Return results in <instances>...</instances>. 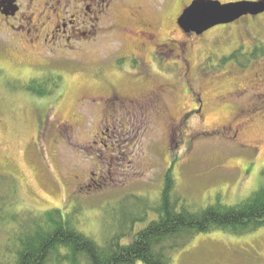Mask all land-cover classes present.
<instances>
[{"label":"rangeland","instance_id":"rangeland-1","mask_svg":"<svg viewBox=\"0 0 264 264\" xmlns=\"http://www.w3.org/2000/svg\"><path fill=\"white\" fill-rule=\"evenodd\" d=\"M187 2L124 1L113 7L117 26L138 30L132 8L139 5L142 19L158 24V41L173 37L182 44L170 46L174 51L162 56L161 66L151 61L150 44L138 48L143 39L122 29L110 33L101 27L95 38L66 47L54 38L39 39L31 19L15 22L22 32L0 21V196L14 191L2 200L10 203L0 222V264H12L9 244L19 223L11 220L14 214L22 221L59 208L99 245L122 232L119 241L126 244L158 219L169 169L178 209L199 210L218 200L237 204L262 186L264 47L252 62L250 54L239 58L241 65L220 62L240 47L249 53L264 46V15L196 36L183 29L180 18L175 22ZM107 19L102 26L109 25ZM132 52L151 61L157 74L135 68L125 57ZM51 75H61L59 91L42 97L28 91L35 79L52 81ZM163 84L158 109L107 101L115 92L137 97ZM196 93L204 100L201 113L191 112ZM106 115L114 116L109 127ZM171 260L264 264V226L240 235L198 233L172 250Z\"/></svg>","mask_w":264,"mask_h":264},{"label":"trees","instance_id":"trees-1","mask_svg":"<svg viewBox=\"0 0 264 264\" xmlns=\"http://www.w3.org/2000/svg\"><path fill=\"white\" fill-rule=\"evenodd\" d=\"M263 47L256 45L249 53H243L244 47H240L224 56L220 63L231 61L241 65L239 58L249 54L254 57L252 62L261 54ZM51 76L52 81L44 77L35 79V85L27 86L28 91L41 97L59 91L62 87L61 75ZM262 174L264 176V171ZM174 189L175 179L169 169L157 207L158 219L133 233L131 241L126 244L119 241L124 236L122 232L110 238L105 246L99 245L92 236L77 228L71 215L67 214V217L59 208L31 217L29 214L22 221L18 219L21 215L14 214L11 220L19 223L14 231L15 241L9 244L12 264H136L137 261L172 264L171 251L183 246L198 233L222 230L240 235L264 226V181L257 191L240 203L228 205L218 200L199 210L186 206L178 209V200L173 198ZM13 193L10 189L3 199L0 196V222L5 219L4 207L10 203L5 204L2 200H9L7 198Z\"/></svg>","mask_w":264,"mask_h":264},{"label":"flooded vegetation","instance_id":"flooded-vegetation-1","mask_svg":"<svg viewBox=\"0 0 264 264\" xmlns=\"http://www.w3.org/2000/svg\"><path fill=\"white\" fill-rule=\"evenodd\" d=\"M67 1V3H64ZM69 1H78L76 3H70ZM124 1H147V0H0V21L2 24L12 22L10 27L15 30H21L22 26L16 25L17 21L21 18L22 20L31 19L35 21V31L38 33L39 39H43L44 41H48L50 38H54L53 40L59 41L68 47V44H71L72 40L76 41H84L88 38H95L98 35L101 27L107 29L110 33L116 32L122 29L126 35L135 34L139 37V39H143L141 41L140 46L138 48L144 49L150 44L152 62L153 64H157L161 66L162 58L168 53H173L174 49L170 46L181 43L174 40L173 37L169 39V41H158L157 33L159 30L158 24L154 23L151 19L149 21H145L142 19L143 17V7L139 5H135L134 12L132 15L134 19L138 20L139 29L134 30L132 27H119L116 25V21L112 20V11L114 5L118 2L121 4ZM149 1V0H148ZM155 1H164V0H155ZM188 1L186 4L182 5L180 11L176 15V23L178 18H180L187 7H189L192 1L196 0H186ZM206 1H221L222 3H228L233 1H243V0H206ZM248 1H259L263 2L264 0H248ZM71 4H74L73 6ZM136 9V10H135ZM157 10V9H156ZM111 15V16H110ZM264 15V12L255 14V15H247L242 18L230 22L218 23L208 30L203 31L202 33H198L196 31H189V33L200 36L206 35L211 30H214L216 27H226L241 24L246 21V19H257ZM110 16V17H109ZM145 17V16H144ZM105 18H108L109 25H103L102 22ZM15 23V24H14ZM4 24V25H6ZM14 24V25H13ZM29 33V32H28ZM62 33L63 36L60 38L59 34ZM58 35V36H57ZM68 41V42H66ZM67 43V44H66ZM62 45V46H63ZM175 46V45H174ZM65 47V48H66ZM71 47H73L71 45ZM168 47V48H167ZM169 49V50H168ZM253 50V49H252ZM250 52V51H249ZM183 56L185 54L182 51ZM163 56V57H162ZM129 59L130 63L143 72L145 75L144 68L147 69V74L150 76L157 74L151 72V61L148 63L144 56L131 53L125 56ZM183 59V58H182ZM183 63L187 69V74L189 75L190 69V61L186 55L183 59ZM152 64V63H151ZM167 86V85H166ZM166 86L156 85L150 91L137 95V97H128L122 96L119 93L115 92L113 95H110L108 98V102H112L113 104L120 103L124 106L125 104H131L134 107L141 108L143 110L155 109L159 108L162 104V95L166 92ZM195 103L197 108L193 109L191 112L197 113L202 112L204 108V100L201 94L196 93ZM104 122L108 124L114 123L113 115H106L104 118ZM115 126V125H113ZM108 127L106 131L108 132ZM240 131V130H239ZM106 145V144H105ZM107 146V145H106Z\"/></svg>","mask_w":264,"mask_h":264},{"label":"water","instance_id":"water-1","mask_svg":"<svg viewBox=\"0 0 264 264\" xmlns=\"http://www.w3.org/2000/svg\"><path fill=\"white\" fill-rule=\"evenodd\" d=\"M264 12V3L259 1H221L198 0L185 9L180 17V25L185 31L202 33L218 23L230 22L248 14Z\"/></svg>","mask_w":264,"mask_h":264}]
</instances>
